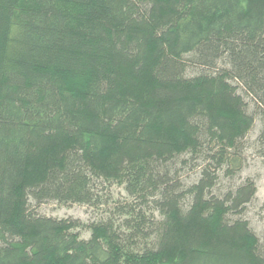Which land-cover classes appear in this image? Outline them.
Returning <instances> with one entry per match:
<instances>
[{"label": "trees", "instance_id": "1", "mask_svg": "<svg viewBox=\"0 0 264 264\" xmlns=\"http://www.w3.org/2000/svg\"><path fill=\"white\" fill-rule=\"evenodd\" d=\"M252 146L264 0H0V264H264Z\"/></svg>", "mask_w": 264, "mask_h": 264}, {"label": "rangeland", "instance_id": "2", "mask_svg": "<svg viewBox=\"0 0 264 264\" xmlns=\"http://www.w3.org/2000/svg\"><path fill=\"white\" fill-rule=\"evenodd\" d=\"M259 122L256 121L254 129L249 133V143H253L258 132ZM246 163L243 171L237 176L234 181L235 184L242 183L246 178L252 179L255 182L256 194L254 200L247 206L244 218L249 222L251 229L261 239L264 235V161L254 153L253 146L246 152ZM193 178V175H192ZM227 183V182H226ZM111 198H123L124 192L121 187L113 186L110 190ZM35 212L48 217L57 219H73L78 220L80 223L89 224L98 219L106 217L112 204L105 203L102 206L90 207L78 204L63 205L57 202H47L38 207L33 205ZM87 238L89 233L84 232Z\"/></svg>", "mask_w": 264, "mask_h": 264}]
</instances>
